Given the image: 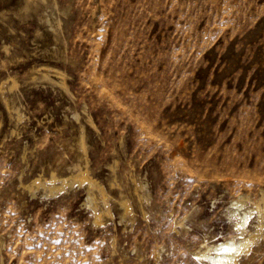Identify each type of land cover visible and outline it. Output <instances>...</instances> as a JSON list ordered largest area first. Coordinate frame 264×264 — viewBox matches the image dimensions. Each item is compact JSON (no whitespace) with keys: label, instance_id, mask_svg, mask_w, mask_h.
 Returning <instances> with one entry per match:
<instances>
[{"label":"rangeland","instance_id":"374dc122","mask_svg":"<svg viewBox=\"0 0 264 264\" xmlns=\"http://www.w3.org/2000/svg\"><path fill=\"white\" fill-rule=\"evenodd\" d=\"M262 192L264 0H0V264H212Z\"/></svg>","mask_w":264,"mask_h":264},{"label":"bare ground","instance_id":"6f19581e","mask_svg":"<svg viewBox=\"0 0 264 264\" xmlns=\"http://www.w3.org/2000/svg\"><path fill=\"white\" fill-rule=\"evenodd\" d=\"M54 69V68H53ZM55 70V69H54ZM56 72L60 73V71ZM45 75L46 74H42ZM50 78V77H49ZM64 78V77H63ZM54 80V79H53ZM63 80V79H62ZM4 81V80H3ZM14 82V81H13ZM63 82V81H61ZM64 86V84H63ZM12 87V86H11ZM67 88V86H65ZM18 115V113H17ZM87 123L91 126V127H95L96 128V124L93 120V118L91 117V115L87 116ZM81 143L84 147V141H83V137L81 139ZM86 161V160H85ZM86 163V162H85ZM76 166V165H75ZM76 167L75 170L73 169V172H71L69 175H65L62 178H60L62 181H67V180H71V181H77V183H82L84 181H86V183H88L89 187L87 188L88 190V202L90 205L94 206V212H95V221H99L100 220V216L102 214V209H98L97 207H95V202L94 199L90 196L91 192V187H95L99 190V192L101 193V198H103V201H105V196L104 194L106 192H104L103 187L96 182L95 178L93 179L92 176L88 173L87 168L84 167ZM88 167V166H87ZM58 176H56L54 173H51L50 175V179L51 180H56ZM44 180V179H43ZM139 180V179H138ZM35 182L40 183L42 185H45L41 180L34 179ZM45 182V181H44ZM34 183V182H32ZM32 185V184H31ZM87 185V186H88ZM86 186V187H87ZM54 187H56L55 185H50L49 188L53 189ZM61 187V186H60ZM141 189V188H140ZM53 191V190H52ZM261 193V192H259ZM107 194V193H106ZM240 196V195H239ZM234 200L232 203L237 207V206H241V214H240V225L241 227H243L245 221H247L248 217L250 216L252 211H256L257 215H258V224H264V192H262L260 198L257 196V198L259 199H255V202H251V207L247 204V200L248 198H244L243 196L239 197ZM94 197V196H93ZM256 198V197H255ZM101 200V199H100ZM253 200V199H252ZM97 202V201H96ZM121 205L124 206V211L126 212L129 207L128 205L124 202L121 201L120 202ZM104 206V205H103ZM105 211H108V208L103 209ZM127 213V212H126ZM109 214V213H108ZM253 214V213H252ZM251 217V216H250ZM179 219V218H178ZM181 220V219H180ZM179 220V221H180ZM176 222V221H175ZM238 226V225H237ZM259 226V225H258ZM261 226V225H260ZM240 227V232L242 234L236 235V236H230L227 238H224L221 241L215 242V243H199L198 249L196 250L194 248V250H196L194 253H196L198 256L199 255H203L205 256L207 259H209L211 261L212 264H235L237 263L238 259V254L241 251H247L248 249L251 250V242L254 240L255 238V232L253 229V231H245V226L244 228ZM258 229V227H257ZM239 230V229H238ZM248 230V229H247ZM264 231V230H263ZM238 233V232H237ZM263 234V233H262ZM217 241V240H216ZM255 241V240H254ZM257 243V242H256ZM257 245V244H256ZM229 249V251H222V249ZM193 250V251H194ZM194 256V255H193ZM200 257V256H199ZM246 262V261H245ZM264 262V259H263Z\"/></svg>","mask_w":264,"mask_h":264},{"label":"snow or ice","instance_id":"6c2138e0","mask_svg":"<svg viewBox=\"0 0 264 264\" xmlns=\"http://www.w3.org/2000/svg\"><path fill=\"white\" fill-rule=\"evenodd\" d=\"M222 251H229V249L225 248V249H222Z\"/></svg>","mask_w":264,"mask_h":264}]
</instances>
